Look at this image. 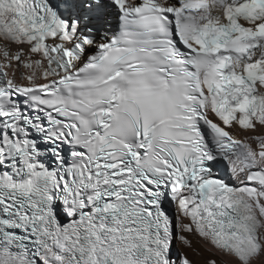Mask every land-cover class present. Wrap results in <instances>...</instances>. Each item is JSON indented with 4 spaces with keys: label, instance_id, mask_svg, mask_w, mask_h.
Segmentation results:
<instances>
[{
    "label": "snow or ice",
    "instance_id": "snow-or-ice-1",
    "mask_svg": "<svg viewBox=\"0 0 264 264\" xmlns=\"http://www.w3.org/2000/svg\"><path fill=\"white\" fill-rule=\"evenodd\" d=\"M0 264H264V0H0Z\"/></svg>",
    "mask_w": 264,
    "mask_h": 264
}]
</instances>
